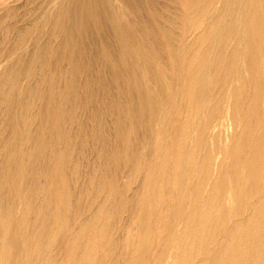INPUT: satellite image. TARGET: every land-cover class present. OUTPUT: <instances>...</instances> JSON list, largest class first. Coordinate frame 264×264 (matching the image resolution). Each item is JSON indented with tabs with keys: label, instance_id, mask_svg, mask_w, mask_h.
<instances>
[{
	"label": "rangeland",
	"instance_id": "obj_1",
	"mask_svg": "<svg viewBox=\"0 0 264 264\" xmlns=\"http://www.w3.org/2000/svg\"><path fill=\"white\" fill-rule=\"evenodd\" d=\"M48 1H50V3H47ZM55 1L57 0H0V74H2L0 77V172H2L3 168L2 160L4 145L10 134V127L8 125L9 110L7 108V103L10 101H16L15 106L17 107L18 104L20 105V100L23 99L22 101L26 104L25 112L30 114L27 117H21L20 111H17L20 132H27L29 135V141L27 142L28 146L26 144L27 147L21 151L19 156V159L22 162L21 164H23L22 166L25 168L24 170H27V178L20 181L19 195L14 201L13 210L11 209L17 219L16 225L19 233V242L21 246L27 249V252L21 255L18 253L17 260L21 263L27 260L31 255L34 257L36 251L35 247L40 245L39 250L41 252V258H44L46 264L47 262L50 264V261L56 264H69L67 256L71 251V248L74 250V242L72 240L73 235L84 227V224L89 218H93L97 216L99 211H103V207L110 206L111 210L109 218L106 217L105 220V217H103L102 221L98 218H94L97 224L107 230L111 238H113L112 243H109V245L101 249V254L103 255L102 258H104L103 263L112 264L117 261L118 263L121 262L119 264H124L130 255V252L128 251L131 250V247L133 248L137 239L136 236L137 233H139V229L136 225L133 213L128 211V209L126 210V208L121 210L117 207L116 209L115 205L120 198L127 197L128 199V197L133 196L136 193L144 195L148 192L150 186L148 182H144L145 170L138 171V168L135 169L133 166L137 167L139 162L142 160L144 161L145 159L147 161L148 159H154L156 161L159 159H157V155L155 154L156 150L152 154H149L147 149H143L147 143L146 129L141 125H137L135 120L131 118L128 120L127 118V115L130 112L128 100H131V96L127 85L128 80L121 78L120 75H118L119 78H117V74L119 71L123 70L124 65H121L122 61H120L121 67L119 66L117 55L121 57V52L117 51L119 46L115 42L112 30H100L98 24L95 23L91 25V33H88L87 35L83 34L81 36L80 39L82 40V45H80V49H68V51L66 49L67 53H64L65 59H61L57 65L50 63L45 70H40L38 65L35 66L37 63V61L35 63L33 62L36 57L35 53L38 51V54H36L39 55L42 50L39 44L54 46V44L59 41V36H57L58 38H52V33H54L52 25V20L54 21V19L52 18L54 17L51 15V18L49 19V15L45 16V13H43L45 11L44 9H47V5H51V3ZM174 1L175 0H127V2L123 1L122 3H119L118 6L116 5L113 12L114 16L110 15V19L114 18L113 20L117 19L116 21H120L121 18L119 17H122V19L124 18V22L129 21L140 29V32H142L145 37V41L148 42V53L150 59H152L150 63L152 66L151 68L153 70H159L163 67V81L166 83V81L172 79V82L170 81L172 85L174 84L178 70H176V67H172L169 59L171 56L165 49V42L167 41L165 31L169 29L172 33V38L177 39L180 43L182 42L181 45H176L179 47L180 51H178V64L181 63L185 56V44L191 41L195 34V32L189 30H186V32L184 30L182 31V28L185 25H188V21L185 18L189 19L188 15H185L186 17L182 16L184 14L181 15L182 10L187 8L186 0H176L175 3ZM177 1H179V6ZM221 1L222 0H220V2ZM220 2L219 0H215V2L212 3V6L210 5L208 7L209 10L206 12L205 19L210 20V17H212L211 13L219 9L221 6V9H224L225 11L223 15L224 18L220 24L221 26L227 24L230 18H236L241 13L250 14L246 16H251L253 13H264V0H223L222 4H220ZM119 6L120 10L117 8ZM178 7H180V10ZM175 8H177V11H175ZM239 8L240 10H238ZM153 10L155 12H153ZM130 12L133 13V15H128ZM131 15L132 17H130ZM208 15L210 16L208 17ZM110 19H108V21H111ZM174 19L177 24L172 25L171 22H173ZM161 23L167 25H161ZM172 27L173 29H171ZM35 33L37 34L35 35ZM54 35L56 36V34ZM183 35L186 37L183 38ZM49 37L52 38V40H50ZM230 41L233 44V47H237L236 37H231ZM151 42H156L158 47H163H159L158 49V47L156 48L152 46ZM160 48H164L165 51L163 49L162 52ZM89 51L92 53H89ZM118 52L120 53L117 54ZM85 53L86 55H84ZM151 53L153 56L155 54V56L152 57ZM69 55H73L72 59L71 56L69 58ZM81 55H84L85 58L81 57ZM89 56L91 57L89 58ZM48 57L49 60L53 61L54 57H52V55H49ZM139 57L141 56L135 55L132 59L138 64V74L140 76H146L148 69L142 63V57ZM80 59L81 61H79ZM71 60L72 65L69 64L71 63L69 62ZM77 60L81 62V65L76 63L78 62ZM75 65L78 66V68H76ZM108 65L115 66L118 71L117 74L111 70ZM237 66L231 75V80L233 81H231L230 87H232H229L230 90H228L230 98L226 101L224 99L221 102L222 104L220 105L221 107L217 117L208 122L209 112L212 110L215 103L212 93L210 94L211 97L209 96L212 99L208 97L209 100L207 99L205 102L202 112L195 116L191 115L190 110L187 109L189 107L186 102L181 104L177 103L176 100L174 102L170 101L168 104L169 109L167 116L169 121L167 127L161 136L152 134L149 139L150 145L152 143L162 144L168 142L175 129L179 132L185 129V118H187L188 115L190 118L189 121L191 120L189 126L186 127L190 129L187 131V137H189L187 140L188 148L193 147L195 142H198L197 136L201 129H203L206 134L208 133L207 136L209 139L212 140L215 138L217 143L213 145L210 172L208 177L204 180L203 187V195H208V197L203 200H206L209 205H214V210H216L217 213L226 216V229L231 228L233 222L245 219L249 215L252 202L256 201L257 197L260 196V192L257 191L255 193L254 189L252 196L245 201L243 200L244 202L241 200V196L229 199V197H232V194L229 195V193H232V191L236 193L235 184L244 173V167L241 158L238 155V144L243 133V124L240 121L239 115L238 117L236 114L235 116L227 117V114L236 106V103L233 100L231 101V97L237 96L236 98L239 100L245 101L252 88L251 86H248L249 83L247 81L251 71L244 67L245 65L242 62ZM72 67H75V69ZM70 69H72V71ZM50 72L57 76L53 86L55 93L59 95L58 100H55L54 103L57 112L55 110L56 114L54 118L52 121H49L59 128V130H57L58 133L56 132L54 135H51L49 131L47 132L42 126V123L33 121L32 117L35 115L34 112L41 107L40 104L42 105V100L38 97L39 93L37 92L47 84V81L43 76ZM253 74L257 75L260 79L262 90L260 106L263 110L264 29L262 31L260 54ZM13 85H15L16 88L11 90L10 87ZM181 90V88L173 85V97L175 96L177 101L183 94V90L182 92ZM1 91H3L2 94ZM10 91L11 93H9ZM117 101H119L118 104ZM36 104L38 107H36ZM19 105L17 109H19ZM183 108L188 111V114L187 111L183 112ZM120 109L122 110L120 111ZM181 113L183 118L181 117ZM31 114L33 115L31 116ZM121 115L126 117L125 125L122 129L123 137L119 144L116 121ZM193 122L195 124H193ZM192 130L195 131L193 132ZM40 144L43 147L42 153L36 157L31 153L33 152L32 147ZM121 151L124 152L122 153ZM198 154L200 155V151ZM122 155L123 157H121ZM53 156L56 158L58 156V159H52ZM131 158L133 159V163H131ZM44 159L46 162L50 163V170H53L52 166L57 167V165H59L61 167V182L57 186L52 183L51 177L44 174L41 170V161L43 164ZM54 162L56 163L53 164ZM129 169L130 171H128ZM157 172H160L159 168L157 169ZM28 173H31L32 176L27 175ZM44 180L46 183L48 181V187H46L47 185H45L46 183H44ZM259 180L260 183L264 182V169H261L259 172ZM25 187L28 189H25ZM23 189L29 193L27 194ZM62 189L66 190L63 193L66 194L67 200L66 205L59 207V195L61 194ZM11 197L12 195L10 192L7 198H2L0 193V205L7 206L9 202L13 201L12 199L9 201ZM21 200L24 202V206L21 203ZM25 201L27 203H25ZM152 204L155 213L158 212L159 214V200L155 198L152 200ZM238 204L240 206L239 212L237 214H230L228 211L230 207L234 209L235 205ZM162 213L163 215H170V218L172 220L174 219L172 213L169 214V212L163 211L160 214ZM176 227H180L178 223L176 224ZM36 233H41L38 240L36 238ZM142 236L149 240L146 264H155L162 251L164 253L159 259V264H176L178 260L177 247L172 244V242L168 243L166 246L163 245L160 239L158 225L154 223L149 224L145 231L142 232ZM219 239H221V235L212 242L210 250L214 251L217 248L216 244ZM78 251L79 250H77V252ZM114 256L117 257V259H115ZM200 257H198L196 259L197 261L194 263L206 264L207 256L204 255L201 258Z\"/></svg>",
	"mask_w": 264,
	"mask_h": 264
},
{
	"label": "bare ground",
	"instance_id": "obj_2",
	"mask_svg": "<svg viewBox=\"0 0 264 264\" xmlns=\"http://www.w3.org/2000/svg\"><path fill=\"white\" fill-rule=\"evenodd\" d=\"M123 1L127 2V0H57L51 3V5H47V9L45 8V11L43 13H45V16L49 15V19L51 18V15L52 17H54L52 18L54 19V21L52 20L54 29L52 38H58L57 36H59V41L56 43L54 42L55 44H57H54V46L43 44L44 42L42 43L43 45L39 44L42 49L41 53L37 55V51V54L35 53L36 57L33 55L35 58L33 57L34 60H32L34 63L37 61L35 66L38 65L40 70H45V68L50 65V63H54L57 65L60 60H63V58L65 57L64 53L66 52V49L67 51L68 49H80V45H82V40L80 39L81 36L83 34L87 35L88 33H91V25L95 23L98 24L100 30L110 29L114 34L115 42L119 46V49L117 51L121 52L117 53L121 54V57L117 55V59L119 60V62H117L119 63L120 67L122 64L124 65V67L123 70L119 71V73L117 74L118 71L116 70L115 66H108L117 74V78H119L118 75H120L121 78L128 80L127 85L130 91L131 100H128V107L130 109V112L128 115L126 113L127 118L128 120L129 118L135 120L137 125H141L146 129L147 143L144 146L145 148L143 149H147L149 154H152L156 150L155 154L157 155V159H159L158 161L154 159H148L147 161L145 159L144 161H140L137 167L133 166L135 169L138 168V171L145 170L144 182H148L150 186L148 192L144 195L136 193L135 195L128 197V199L127 197L120 198L117 201V206L115 205L116 209L117 207L121 210L126 208V210L128 209V211L133 213V216L136 220V225L139 229V233H137L136 236L137 239L133 245V248L131 247V250L128 251L130 252V255L124 264L147 263L149 240L148 238L142 236V232L145 231V229L151 223L158 225L160 239L164 246H166L170 242L176 245L178 251V260L176 264H195L194 262L197 261L196 259L204 255L207 256V258L205 257L207 259L206 264H264V182L260 183L259 180V172L261 171V169H264V109L262 110L260 106L262 93L260 79L257 75L253 74L262 44L264 13H253L251 14V16H246L250 14L241 13L236 18H230L227 24L221 26L220 24L224 18L223 15L225 13L224 9H221V6L219 9L211 13L212 17H210V20L205 19L206 12L207 10H209L208 7L210 5L212 6V3H214L215 0L185 1L187 3V8L182 10L181 15H188L189 19L185 18L188 21H186L188 25H185L182 28V31L184 30L186 32V30H189L195 32V34L192 40L185 44V56L179 64V47H177L176 45H181L182 42L180 43L177 39H173L172 33L169 29L165 31V35L167 38V43L165 42V49L171 56V58L169 59L172 67H176V70H178L173 85L183 90V94L177 101L176 97H173L174 91H172V79L170 80L171 82L166 81L165 83L163 81V67L159 70H153L151 68L152 66L150 63L152 59H150L148 53V42L145 41V37L142 32H140V29H138L135 24L129 21L124 22V18L122 19V17H119L121 18L120 21H116L117 19L113 20V17V19H110V15H113L115 6H118L119 3H122ZM222 1L220 2L219 0L220 4H222ZM175 2L176 0L174 1V3ZM178 2L179 1H177V3ZM47 3H50V1H48ZM117 8L120 10V6ZM179 8L180 7H178V9ZM238 10H240V8ZM175 11H177V8H175ZM153 12L155 11L153 10ZM150 13L152 14L151 11ZM130 14L133 15V13L131 12L128 15ZM132 15L130 17H132ZM209 16L210 15H208V17ZM108 19H110L111 21H108ZM163 23H161V25ZM171 24H177L176 20L174 19ZM171 29H173V27ZM36 34L37 33H35V35ZM54 34H56V36ZM184 37L186 36L183 35V38ZM231 37H236L237 47H233V44L230 41ZM52 38H50V40H52ZM151 43L152 46L156 48L158 47L156 42ZM163 49H161L162 52ZM86 53L84 55H86ZM89 53L92 52L89 51ZM49 55H52V57H54L53 61L49 60ZM84 55H81V57L85 58ZM135 55H139L142 57V63L148 69V71L146 72V76H140L138 74V64L135 63L132 59ZM70 56L71 55H69V58ZM154 56L152 55V57ZM90 57L91 56H89V58ZM79 61H81V59ZM120 61H122V63ZM69 62H71L69 64L72 65V60ZM78 62L76 63L78 65H81V62ZM241 62L245 65L244 67L251 71V73H249L250 76L247 81L250 84H248V86H251L252 88L250 87L251 91H249L248 98L245 101L239 100L238 98H236L237 96L231 97V101L233 100L236 103V106L227 114V117L235 116V114L238 117L239 115L240 121L243 124V133L238 144V155L241 158L244 167V173L235 184L236 193H234L233 191L232 193H229V195L232 194L233 197H229V199H234V197L238 198L241 196V200L245 201L252 196V192L254 189L255 193L257 191L260 192V196L257 197L256 201L252 202L249 215L245 219L233 222L231 228L226 229V216L224 214L222 216V214L217 213L216 210H214V205H209L206 200H203L208 197V195H203V187L204 180L208 177L210 172L213 145L217 143L215 138L212 140L209 139L207 136L208 133L206 134V132L201 129L199 131V135L197 136L198 142H195L193 147L188 148L187 140L189 137H187V131L190 129L186 127L189 126V122L191 121H189L190 118L188 115L187 118H185V129H183L181 132L176 131L175 129L171 134V138L168 140V142L162 144L152 143L150 145L149 139L151 138L152 134L161 136L165 128L167 127L169 121L167 116L169 109L168 104L170 101L174 102L176 100L177 103L181 104L183 102H186L189 107L187 109L190 110L191 115L195 116L199 115L202 112L205 102L207 101L209 96L211 97L210 94L212 93L215 103L212 110H210L209 112V116L207 115L208 122L217 117L221 107L220 105L222 104L221 102L224 99L226 101L230 98V94L228 95V90H230V88L232 87H230V83L231 81H233L231 80V75L236 66ZM72 68L75 69V67ZM76 68H78V66H76ZM70 70L72 71V69ZM1 76L2 74H0V77ZM43 77H45L47 84L41 88V90L43 89L42 91L38 89L40 91L37 92L39 93L38 97L42 100V105L40 104L41 107L36 112H34L35 115L31 114V116L33 115V121L42 123V126L47 130V132L49 131L51 135H54L56 134V132L58 133L57 130H59V128H57L56 125L50 123L49 121H52L57 112L54 103L55 100H58L59 95L55 93L53 86V83L55 82L57 76L56 74L50 72L45 74ZM10 88L11 90H14L16 87L15 85H13ZM2 92L3 91H1V94ZM9 93H11V91ZM22 100L23 99L20 100V105L18 104L19 109H17L18 105L17 107L15 106L16 101H10L9 103L6 102L7 108L9 110L8 125L10 127V134L8 136V140L4 145L2 160L3 168L2 172H0V193L2 198H7L10 192L12 197L9 199V201L11 199L13 201L9 202L7 206H4L2 204L0 205V264H46L44 258H41V252L39 250L40 245L35 247L36 251L34 257L31 255L27 258V260L21 263H19L17 260L18 253L21 255L27 252V249L21 246L19 242V233L16 225L17 219L16 216H14L15 214H13L11 211V209L13 210L15 199L19 195L20 181H23L25 178H27V170H24L25 168L22 166L23 164H21L22 162L20 161L19 156L21 151L28 146L27 142L29 141V135L27 132H20L19 122L17 119V111H20L21 117H27L30 114L25 112L26 104ZM118 103L119 101H117V104ZM36 107H38L37 104ZM121 110L122 109H120V111ZM184 111L187 110L183 108V112ZM125 117L124 115H121L116 121L119 144L123 137L122 129L125 125ZM193 124L195 123L193 122ZM42 148L43 147L41 144L38 146H34L32 147L33 152L31 153H33L34 156L37 157L42 153ZM199 151L200 155L198 154ZM121 157H123V155ZM54 158L57 160L58 156L57 158L53 156L52 159ZM55 163L56 162H54L53 164ZM131 163H133V159ZM41 165L42 172L50 176L52 179V183L57 186L61 182V167L59 165H57V167L52 166L53 170H50V163L46 162L45 159L43 164L41 161ZM158 168L160 169V172H157ZM128 171H130V169ZM27 175L32 176L31 173H28ZM44 183H46V181ZM47 183L45 185H47ZM48 186L49 185H47L46 187ZM26 188L27 187H25V189ZM64 191L66 190L62 189L61 194L59 195V207L66 205L67 196L65 193H63ZM24 192H26V190ZM155 198L159 200L160 213L163 211L169 212V214L172 213V215L174 216L173 220L170 218V215L167 216L166 214L163 215V213H155V209L152 204V200H154ZM21 203L23 204L24 202L22 201ZM25 203L27 202L25 201ZM102 209L103 211H99L97 216L89 218V220L84 224V227L81 229L79 228L80 230L73 235L72 240L74 242V250H72L73 248H71V251L67 256L69 264H104V258H102L103 255L101 254V249L109 245V243H112L113 238H111L109 232L99 226L94 219L98 218L102 221L103 217H105V220L106 217L109 218L111 207L106 206ZM239 210L240 206L238 204L235 205L234 209L230 207L228 211L230 212V214H237ZM177 223L180 226L179 228L176 227ZM36 235V238L38 240L41 236V233H36ZM220 235L221 239H219L216 244L217 248L214 251L210 250L212 242ZM77 250L79 251L77 252ZM163 253V251L160 253V257L157 259L158 261L155 264H159V259L161 258ZM115 259H117V257H115ZM116 262H113L112 264H116ZM119 263L117 262V264ZM47 264H49V262H47ZM50 264L56 263L50 261Z\"/></svg>",
	"mask_w": 264,
	"mask_h": 264
}]
</instances>
